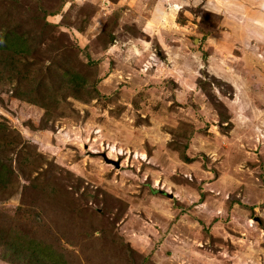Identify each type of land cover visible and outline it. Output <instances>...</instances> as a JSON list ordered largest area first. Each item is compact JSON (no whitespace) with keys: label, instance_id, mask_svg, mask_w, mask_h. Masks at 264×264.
<instances>
[{"label":"rangeland","instance_id":"1","mask_svg":"<svg viewBox=\"0 0 264 264\" xmlns=\"http://www.w3.org/2000/svg\"><path fill=\"white\" fill-rule=\"evenodd\" d=\"M214 1L0 0V264H264V30Z\"/></svg>","mask_w":264,"mask_h":264},{"label":"trees","instance_id":"2","mask_svg":"<svg viewBox=\"0 0 264 264\" xmlns=\"http://www.w3.org/2000/svg\"><path fill=\"white\" fill-rule=\"evenodd\" d=\"M13 33L14 30L9 24H0V41H1L0 53L1 56L3 57L0 58V63L2 64L3 62H5V58L9 59L11 57L9 56L8 53L10 54L16 53L18 49L24 47V43L26 40L25 39L21 40L20 37H18L17 35H13ZM11 132L12 130H8L7 128H3L2 131L0 132V138L2 141H4V142L0 141V183H3V180H6L12 174V170L9 169L10 166H8L6 162L1 158L2 154L6 152L5 149L7 148V146L10 145L5 140ZM184 160H187V158L184 157ZM9 231L11 232V236H12L10 239H8V242L6 244V248L8 249L6 255L9 256L6 258L2 257V259H7L12 255H16V256L22 255L23 252L22 249H25V247H27L28 245L32 247V249H34V251L37 254V257L39 258V259H35V261L40 262V260L44 258L43 254H41L42 252V249L40 248L42 246L41 241L40 242L35 240L29 241L25 236L23 235L20 236L18 232L12 231L10 229ZM31 231L33 232L34 230L30 229L27 235L30 236V234L32 233ZM34 236H40V233L36 232ZM50 256L51 255H49L48 260H50ZM56 256H60V254H56ZM5 261L9 262V264L10 263L14 264V262L12 263V260H5ZM26 263H33V262H26Z\"/></svg>","mask_w":264,"mask_h":264},{"label":"crops","instance_id":"3","mask_svg":"<svg viewBox=\"0 0 264 264\" xmlns=\"http://www.w3.org/2000/svg\"><path fill=\"white\" fill-rule=\"evenodd\" d=\"M222 1L223 0H215L213 2L214 7L217 6V8H219L221 6V4L224 3ZM225 1L232 2V0H225ZM244 3H245V5H244L245 9H244L243 5H239V7H242L243 10H248V11L253 12V13L249 14V19L253 24L252 27L255 28L254 31H257V29H261V28L264 30V0H252L250 2H244ZM240 4H243V3H240ZM222 9H223L222 7L220 9H218L220 11V13H222V11H221ZM223 11H225V9ZM251 28L249 26L250 30H251ZM253 28H252V30H253ZM250 34H251V32H250ZM253 40L257 41V39H255V37H253Z\"/></svg>","mask_w":264,"mask_h":264},{"label":"water","instance_id":"4","mask_svg":"<svg viewBox=\"0 0 264 264\" xmlns=\"http://www.w3.org/2000/svg\"><path fill=\"white\" fill-rule=\"evenodd\" d=\"M101 157L103 158V160L107 163V164H111L113 165L115 168H119V162L118 161H114L112 159H109L107 156H105V154H102Z\"/></svg>","mask_w":264,"mask_h":264}]
</instances>
